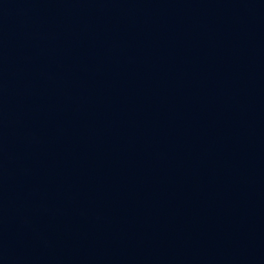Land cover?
I'll list each match as a JSON object with an SVG mask.
<instances>
[{"label": "water", "instance_id": "water-1", "mask_svg": "<svg viewBox=\"0 0 264 264\" xmlns=\"http://www.w3.org/2000/svg\"><path fill=\"white\" fill-rule=\"evenodd\" d=\"M264 11V0H0V20Z\"/></svg>", "mask_w": 264, "mask_h": 264}]
</instances>
